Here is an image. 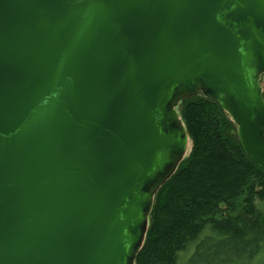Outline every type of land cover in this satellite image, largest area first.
Instances as JSON below:
<instances>
[{
	"label": "water",
	"instance_id": "1",
	"mask_svg": "<svg viewBox=\"0 0 264 264\" xmlns=\"http://www.w3.org/2000/svg\"><path fill=\"white\" fill-rule=\"evenodd\" d=\"M264 0H0V264H134L198 93L264 171Z\"/></svg>",
	"mask_w": 264,
	"mask_h": 264
},
{
	"label": "trees",
	"instance_id": "2",
	"mask_svg": "<svg viewBox=\"0 0 264 264\" xmlns=\"http://www.w3.org/2000/svg\"><path fill=\"white\" fill-rule=\"evenodd\" d=\"M177 113L188 149L154 195L134 264H264V171L217 102L198 93Z\"/></svg>",
	"mask_w": 264,
	"mask_h": 264
},
{
	"label": "rangeland",
	"instance_id": "3",
	"mask_svg": "<svg viewBox=\"0 0 264 264\" xmlns=\"http://www.w3.org/2000/svg\"><path fill=\"white\" fill-rule=\"evenodd\" d=\"M260 87H261V90H262V95L264 97V75L260 79Z\"/></svg>",
	"mask_w": 264,
	"mask_h": 264
},
{
	"label": "flooded vegetation",
	"instance_id": "4",
	"mask_svg": "<svg viewBox=\"0 0 264 264\" xmlns=\"http://www.w3.org/2000/svg\"><path fill=\"white\" fill-rule=\"evenodd\" d=\"M262 76H263V75H262ZM262 76H261V77H262ZM261 77H260V79H261ZM260 79H259V85H260Z\"/></svg>",
	"mask_w": 264,
	"mask_h": 264
}]
</instances>
